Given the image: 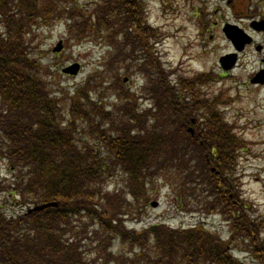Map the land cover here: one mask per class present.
Wrapping results in <instances>:
<instances>
[{
  "label": "trees",
  "instance_id": "1",
  "mask_svg": "<svg viewBox=\"0 0 264 264\" xmlns=\"http://www.w3.org/2000/svg\"><path fill=\"white\" fill-rule=\"evenodd\" d=\"M145 5L142 0H96L87 12L68 0H0V159L12 174L0 190L7 196L4 201L57 203L13 214L14 219L0 212V264H247L234 258L216 235L197 227L153 224L136 232L123 224V218L139 217L136 210L149 179L166 173L180 179V209L204 216L219 212L229 220V242L240 243L264 264L259 236L264 220L246 210L228 174L238 142L212 114L218 112L211 109L214 102L202 104L195 94L205 73L197 82L177 78L174 85L166 79L151 44L159 33L146 24ZM55 20L67 21L72 38L86 33L113 50L104 67L124 104L117 120L89 99L90 77L72 94L49 91L30 39L39 24ZM123 67L147 78L154 114H138L129 92L118 86ZM64 101H72L69 111L75 120L102 123L97 130L93 123L89 126L95 141L114 153L106 163L100 153L74 140L75 122L64 121L59 111ZM197 116L204 121L193 138L185 125ZM118 170L125 183L110 195L103 183ZM84 246L90 247L88 256Z\"/></svg>",
  "mask_w": 264,
  "mask_h": 264
},
{
  "label": "rangeland",
  "instance_id": "2",
  "mask_svg": "<svg viewBox=\"0 0 264 264\" xmlns=\"http://www.w3.org/2000/svg\"><path fill=\"white\" fill-rule=\"evenodd\" d=\"M143 1L147 8L146 24L156 28L159 33L155 42L152 40L151 44L154 56L156 55L158 58L166 79L171 84L177 81L176 78L181 81L185 80L187 83L188 81L197 82L195 78L199 77L200 73H207L204 76L205 81L201 80L202 82L196 86L195 94L199 96L202 104L208 101L214 102L211 109L218 112L212 114L216 117L219 116V120L222 121L229 131L228 134L234 140L238 139V143L234 146L232 160L228 164L230 167L228 174L230 173L236 196L242 200L243 206L251 216L254 218L264 217V91L258 92L244 85L247 77L257 67L247 66V70H236V75L233 72L223 71L222 73L218 65L219 56L231 52V46L219 28L224 26L226 21L229 22L232 19L231 7L226 0ZM235 1L238 4L237 9L243 10V14L256 11L264 17V0ZM92 2H96V0H68L69 5L81 6L87 12H90ZM237 12L239 13V11ZM87 16V13L84 14L83 19L87 20ZM205 18H207L205 29L200 30L197 24L200 23L199 20L204 22ZM67 24L65 20H55L48 24H39L31 33L32 50L44 66L49 91L57 94L59 89H63L72 94L75 88L80 87L90 77L89 99L96 101L99 107L117 120L119 117L117 110L122 109L124 104L121 102L122 99L117 98L112 84L108 83L104 67L107 56L113 50L105 47L104 44L100 45L98 40L86 33L78 40L72 38V32L69 33L66 28ZM261 38L260 40H262ZM60 43L62 48H58L56 50L58 52H53L52 50H55ZM244 56L248 59L251 57L249 54H244L242 58ZM135 62L138 63V61ZM73 63H77L80 67L77 75L70 76L61 73L63 67ZM138 73L135 74L131 70L127 71L124 67L121 68L117 76L119 77L118 86H123L133 100L138 99L140 103L138 107L143 111L144 106H147L146 110L148 106H151V103L143 101L140 97L144 93L148 94L150 90L148 81ZM182 94L185 95L186 92L183 91ZM188 97L191 99L189 95ZM220 102L224 104L220 105ZM71 106L72 101H64L61 103L59 111L62 112L64 121L71 124L75 122L74 140L79 146L88 145L90 150L100 153L106 163L109 156L113 157L114 153L106 150L102 146L103 144H98L94 137L96 134H93V130L101 129L102 123L98 119L85 122L81 117L79 120H77L78 118L75 120L69 111ZM77 107L74 105V110ZM91 123L94 124L92 131L89 126ZM231 125L234 127L232 131ZM103 128L105 129L106 125ZM11 177L9 165L0 159V184L4 186L10 183ZM124 180L125 177L121 175L120 170L111 172L103 183L105 192L111 195L116 189L124 186ZM149 180V184H145L144 187L143 201L138 206L139 209L136 210L140 211L139 217L131 220L123 218L124 225L136 232L152 224L161 225V223L173 229L197 227L216 235V238L225 242L228 252L238 260L257 264L252 257L250 258L249 255L246 257L241 252H246L244 246L236 241L229 242L231 235L229 220H225L219 212L204 216L197 211L190 212L180 209L181 200L178 197L180 179L175 173H166ZM4 193L5 191L0 190V211H15V214L25 211L26 206L22 205V201L18 199L8 201L7 198V203L4 202L7 197ZM199 201H202V198ZM154 204L156 207L152 206ZM261 231L262 234L259 236L264 238V229ZM261 244L258 245V250L261 248ZM82 250L87 255L90 247L84 246ZM88 259L90 258L88 257Z\"/></svg>",
  "mask_w": 264,
  "mask_h": 264
},
{
  "label": "flooded vegetation",
  "instance_id": "3",
  "mask_svg": "<svg viewBox=\"0 0 264 264\" xmlns=\"http://www.w3.org/2000/svg\"><path fill=\"white\" fill-rule=\"evenodd\" d=\"M228 4L232 12V19L229 23L242 29L247 35L244 37L248 39L242 49L239 50L232 41L230 42V51L236 54V62L231 72L237 75L236 70H247V66L257 67L252 74L247 77L244 85L258 92L264 91V79L253 81L259 71H264V17L256 11L250 14H243V10L237 9L238 4L235 0H228ZM237 11H239L240 14ZM260 38L262 40H260ZM244 54H249L251 57H249V59L246 58V56L242 58Z\"/></svg>",
  "mask_w": 264,
  "mask_h": 264
},
{
  "label": "water",
  "instance_id": "4",
  "mask_svg": "<svg viewBox=\"0 0 264 264\" xmlns=\"http://www.w3.org/2000/svg\"><path fill=\"white\" fill-rule=\"evenodd\" d=\"M223 33L225 34V36L228 38V39H231L235 45H241L242 43L245 42V38L243 37V35L241 34V31L237 29L234 30L233 27H231L230 25L227 24V26L225 25L224 28H223ZM240 47V46H238ZM58 48H60V45L58 44L57 48H55L54 51L58 50ZM234 55H225V56H222L218 62H220L221 66L223 69H228L231 67V65L234 63L233 60L234 59ZM79 66L77 64H73L67 68H63V72L64 73H70V74H76L77 70H78ZM56 204L55 203H47V204H43L41 206L38 205V207H35L34 210H41L47 206H55Z\"/></svg>",
  "mask_w": 264,
  "mask_h": 264
},
{
  "label": "bare ground",
  "instance_id": "5",
  "mask_svg": "<svg viewBox=\"0 0 264 264\" xmlns=\"http://www.w3.org/2000/svg\"><path fill=\"white\" fill-rule=\"evenodd\" d=\"M220 104H224V103L220 102Z\"/></svg>",
  "mask_w": 264,
  "mask_h": 264
}]
</instances>
